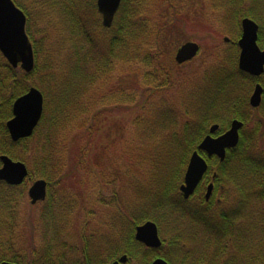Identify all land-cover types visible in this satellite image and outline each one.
<instances>
[{
    "label": "trees",
    "instance_id": "trees-1",
    "mask_svg": "<svg viewBox=\"0 0 264 264\" xmlns=\"http://www.w3.org/2000/svg\"><path fill=\"white\" fill-rule=\"evenodd\" d=\"M13 1L27 16V33L33 43L36 65L32 73L26 74L20 69L12 68L0 53V157L6 155L15 161H21L30 170L29 178L22 186H10L0 182V237L2 236L0 264L4 261L16 264H98L96 251H90V243L94 239L91 234L84 236L82 240L81 253L86 256L83 261L69 259V253H72L73 249L71 245H60L63 247L62 251H65L62 252L59 250L60 247L53 242L61 239L62 231H66L71 224L72 208L66 197L68 194L59 190L62 182L70 173L69 162L66 160L69 139L66 137L65 124L70 116L77 114L82 110L81 107L83 108L82 97L89 83L95 80L96 73L90 71L92 67L99 70V80H105L120 59L125 63L138 61L149 67L157 61L162 64L159 58L164 56L161 48L167 37L166 33H169L168 27L162 25L158 27L155 35V32L150 33L152 17L146 15V8L144 9L142 4L141 7L145 13L134 7L132 0H123L113 26L109 29L102 25L96 0H53V3L47 0L52 3V7L60 6L64 10L67 16L65 21L69 26L71 36L79 40L78 44L73 46L72 56L68 58L69 62L60 66L55 65L53 69L47 64L39 66L42 48L37 44L34 35L40 32L43 34V39L46 35L43 30L32 31L34 23L32 7L22 3L21 0ZM143 1L147 2V0ZM224 1L228 6L226 19L235 30L231 31V34H236V37L231 39L232 43L228 51L224 52L223 64L213 72L205 71L203 80L195 89V96L192 95L193 99L189 100L187 98L191 96H185L188 104L181 101L177 105L175 101L166 100H161L158 105L155 104L156 107L152 110H155L156 120L150 121L154 130L149 136L151 139H157L159 129L163 131L162 133L170 129V138L166 140L167 143L165 141V145H168L166 154L169 160L167 163L155 166L154 174L147 181V186L137 191L140 196L134 204L126 210L120 207L115 208L113 234L111 239L105 242L106 249H101V251L99 248V264H111L123 254L131 256L142 252L148 258L153 257L152 251L143 250L132 240L134 227L147 221H153L158 225L162 236L168 238L167 242L175 248V252L182 245V253L191 256L194 245L191 239L193 238L187 237V235L190 236L189 233L181 232L182 224L177 222L179 220L177 216L188 217L192 222L202 223L217 249L222 246L223 240L230 234L227 232L229 229L230 232L236 230L237 234H240L237 237L248 239H256L257 236L264 237V210H259L261 214L259 216L254 213L252 223H249L252 218L248 214V210L253 206L251 198H254L253 201L259 198V203H264V193L258 197L239 198V205L246 208L242 214L234 212V206L227 205V192L223 198H219L220 204L217 203L215 197L206 202L200 198L199 192L189 200H184L180 193V186L183 183L190 157L198 150L202 140L209 134L210 128L218 124L220 126L218 134H221L229 128L232 120H242L247 126L251 118L249 97L257 80L239 70L237 65L239 50L235 41L240 37V29L237 30V28L241 20L248 17L259 23V43L264 48V34L262 33L264 20L259 18L257 11L261 3L264 6V0H251L252 4L247 9L243 4L245 0ZM65 2L71 5L68 6ZM80 2H85V9H87L82 14L80 13V8H82ZM77 3L79 5L78 14L71 9V7L76 8ZM90 9L91 11H88ZM85 15L91 17L94 23L93 29H88L86 20H84ZM155 21H158V17ZM98 32L99 36L95 39L92 33ZM170 80L168 76L154 90L169 88ZM212 80L216 85L214 92L208 89L212 83L209 82ZM240 86L248 88L247 92L236 90ZM30 87H37L43 92L45 96L44 114L32 137L14 143L9 136L6 124L13 116L14 102L26 94ZM260 117L264 119V107L260 109ZM243 142H246L244 136L239 146L227 154L224 162L212 163V160H209L207 175H211L216 170V180L219 185H224L229 179V174H232L228 168L232 158L241 159V165H244L247 174L264 173V160L254 159L249 153L246 156ZM235 152H239V155L234 154ZM231 166L237 165L233 163ZM37 179H44L49 184L46 201L38 204V207H41L38 220H40L42 230L43 248L40 252L33 248L28 253H18L11 248V239L21 223L19 211L25 204L28 184ZM100 195L101 193H99L101 205H117V195L107 201L108 203ZM237 222H243L246 225L239 227L236 225ZM167 229L174 232L170 233V237L167 236L169 234ZM5 237L7 240L4 239ZM191 237H194V232ZM249 241V245L256 246L255 241ZM262 246L264 247V244ZM54 248L58 252L55 253Z\"/></svg>",
    "mask_w": 264,
    "mask_h": 264
},
{
    "label": "rangeland",
    "instance_id": "rangeland-1",
    "mask_svg": "<svg viewBox=\"0 0 264 264\" xmlns=\"http://www.w3.org/2000/svg\"><path fill=\"white\" fill-rule=\"evenodd\" d=\"M132 1L134 7L141 12H144L142 7L146 8V15L152 17L150 33L155 32V35L158 27L162 25L168 27L169 33H166L167 37L164 35L166 39L161 48L164 56L159 58L162 64L157 61L149 67L138 61L125 63L120 59L105 80H99V70L93 67L90 69L96 73L95 80L89 83L85 90L82 97L83 108L70 116L65 124L66 137L69 139L66 160L69 162L70 173L59 190L68 194L66 197L72 208V225L66 231L75 238L67 233L68 238L62 236L56 242L53 241L60 247V251L63 249L60 245L67 244L71 247L73 245L75 250L81 252L84 236L91 234L94 240L90 251L97 252V233L100 250L106 249L105 242L111 239L113 234L115 208L126 210L134 204L140 196L137 191L147 186L155 166L169 160L166 154L168 145H165V141L170 138V129L164 133L159 129L157 139H151L149 136L154 130L150 121L156 120L155 110L152 109L161 100L175 101L177 105L181 101L188 104L185 96L189 95L191 98L187 99H193L192 95L195 96V89L203 80L205 71L213 72L223 64L224 52L229 48L225 39L236 37V34H231V31L235 30L226 19L228 8L223 0H147L146 3L143 0ZM21 2L32 7V31L43 30L46 35L44 39L40 32L34 35L37 44L42 48L39 66L47 64L54 69L55 65L68 63L73 46H76L79 40L71 36L64 10L60 6L52 7L53 2L47 0ZM65 4L71 5L69 2ZM80 4L82 14L87 9L85 2ZM78 8L79 5L76 8L71 7L76 14ZM157 17L158 21H155ZM84 20L88 29H93L91 17L85 15ZM238 29L241 31V26ZM92 35L96 39L99 32ZM186 42L199 44L201 51L194 60L177 65L176 53ZM168 76L171 78L170 87L154 90ZM209 83L211 85L208 89L214 92V81ZM248 130L251 131V128L248 127ZM34 181L28 184V189ZM99 193L105 202L117 195V205H101ZM26 195L25 204L19 211L20 226L11 239V248L23 254L33 248L40 252L43 248L42 230L38 220L41 207L31 204L28 190ZM251 199L254 207L248 210L252 218L249 223L254 221V213L259 216L260 211L264 210V203H259V198L254 201V198ZM176 218L180 220L177 222L182 224L181 232L189 233L190 236L187 237L193 238L191 234L193 235L199 224L192 222L188 217ZM172 230L175 231L174 228ZM172 230L167 229L168 237L170 233H174ZM4 239L7 240V237ZM261 239L264 244V237ZM54 252L58 250L54 248Z\"/></svg>",
    "mask_w": 264,
    "mask_h": 264
},
{
    "label": "water",
    "instance_id": "water-1",
    "mask_svg": "<svg viewBox=\"0 0 264 264\" xmlns=\"http://www.w3.org/2000/svg\"><path fill=\"white\" fill-rule=\"evenodd\" d=\"M123 0H97L98 11L102 16L105 28H111L115 16ZM27 17L19 9L13 0H0V52L13 68L20 67L26 73H31L35 68V55L32 43L26 32ZM242 37L239 40L241 49L239 57V68L241 71L259 77L264 72V52L257 44L259 26L249 18L243 19L241 23ZM228 41V39H226ZM200 51V46L195 42L183 44L177 51L175 60L178 64H184L193 60ZM263 89L257 85L251 97L250 104L253 108L261 105ZM44 113V95L36 87L19 97L13 106V118L8 121L7 129L14 142L31 137L38 127ZM243 123L233 121L230 130L215 138L219 126L215 125L200 144L199 151L206 153L209 157L216 156L224 161L227 149L235 148L240 139V130ZM196 151L191 156L189 166L185 175V182L181 192L185 199L190 198L202 181L208 170L206 160ZM2 167L0 168V181L11 186L22 185L29 176V170L23 162L14 161L8 156H2ZM48 183L45 180H37L29 189V198L33 205L42 202L47 197ZM213 191L211 185L207 191L206 199L209 200ZM136 239L151 248H159L162 241L158 234V227L153 222L137 228ZM126 257L112 264H123ZM2 264H15L3 262ZM153 264H166L164 260H157Z\"/></svg>",
    "mask_w": 264,
    "mask_h": 264
},
{
    "label": "flooded vegetation",
    "instance_id": "flooded-vegetation-1",
    "mask_svg": "<svg viewBox=\"0 0 264 264\" xmlns=\"http://www.w3.org/2000/svg\"><path fill=\"white\" fill-rule=\"evenodd\" d=\"M243 4L245 8L247 9L248 7L251 6L252 1L245 0ZM257 11L259 14V18L261 20H264V6H262V3L260 7L257 9ZM257 25L259 26L257 44L259 48L261 49V51L264 52V48L259 43L260 25L259 23H257ZM262 33L264 34V31ZM241 37H242V30L240 31L239 39L235 41V44H237L238 46L239 57L241 53V49L239 46V40L241 39ZM226 43L230 45L232 43V40L228 38V42ZM237 65L239 68V61ZM243 73L257 80V82H255V84L253 85L251 89L252 93L250 94V97H249V106L251 109V111L249 112L250 113L249 115H251L250 116L251 118L247 126H245V123L242 120H238V119H234V120H237L243 123V128L240 130L239 134H240V141L243 136L246 138V142H243V145L245 148V155L247 156V153H249V155H251L252 158L254 159L264 160V119L260 117V109L261 107H264V78H263L264 72L259 77H255L246 72H243ZM257 85H260L263 89L262 96H261L262 101H261V105L258 108H253L250 104V100L256 90ZM239 89L241 92L242 91L247 92L248 90V88L244 86L242 87L240 86V88H237L236 90H239ZM234 120L231 121L229 128L224 133L230 130L232 122ZM248 127L251 128V131L248 130ZM219 131H220V128L218 132ZM216 137L218 136H215V138ZM240 141L235 148L228 149L226 154L231 153L233 149H236L239 146ZM234 154L239 155V152H235ZM210 160H212V163H216L217 161H219L217 157H213ZM233 163H235L237 166L235 167L231 166V164ZM228 168L232 174H229V179L225 181L224 185L223 184L219 185L217 183V180H216L217 172L215 170L211 173V175L206 174L203 177L194 195L197 192H199L200 198L204 199L206 202L207 201L209 202L212 198L215 197L217 199V203L220 204L221 202L219 198H223L225 196V192H227V195H226L228 198L227 205L230 204L231 206H234L233 211L234 212L237 211L236 213L242 214L243 210L246 208L239 205L238 199L242 198L243 196L244 197L246 196H251V197L257 196L258 197V195L263 194L264 193V173L259 174V175L245 173V168H244V165H241L240 158L230 159ZM233 171H235V173H233ZM183 184L184 183H182L181 186ZM211 185H213L212 195L210 199L207 200L206 194ZM145 223L134 227V234H133L132 240H134L135 243H137L140 247H142L143 250L152 251L154 253L153 257L150 256L148 258L142 252L137 253V255H131V256L127 254H123L119 258L115 259L113 262L120 261L121 258L126 257L127 261L123 264H153L155 261L159 259L164 260L166 264H264L263 246H262L263 239H261L262 238L261 236H260L261 238L257 236L259 239L258 238L248 239L247 237L245 238L237 237V235H240V234H237L238 232L236 230L234 232L233 231L230 232V229H229L227 232L230 234L223 240L224 243L222 244V246H220V248L217 249V247H215V244L212 243V237L209 236V232L205 231V226L202 225V223H198L200 226L197 224L198 226H196V230H194V237L193 239H191V241H193L194 243L193 249H192L193 254L191 256H188L182 253L183 251L182 245L180 248L176 249V252H175V248H173L172 245H170L167 242L168 238H164L162 236L158 225H157L158 234L162 241V245L159 248H151V247L146 246L144 243L139 242L136 239L137 228L144 225ZM245 224L246 223H243V222L236 223V225L239 227H242V226L244 227ZM69 225H72V223ZM68 229L66 228V230ZM67 233L71 235L69 231H62L61 236H64V238H68ZM96 235L98 237V238L96 237L98 248H97V252L95 256L99 264V233H97ZM249 240L255 241L256 246L249 245L248 244ZM92 244H93V241L90 243V245ZM72 248H73L72 253H69V259L71 258L72 260H75V261H83L86 256L83 255L81 252H79V250L78 251L75 250L76 247H73V245H72ZM173 252L175 253L173 254Z\"/></svg>",
    "mask_w": 264,
    "mask_h": 264
}]
</instances>
